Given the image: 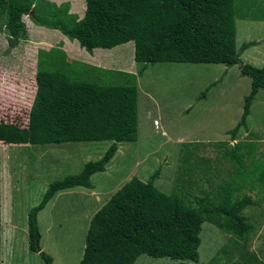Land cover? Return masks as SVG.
Returning <instances> with one entry per match:
<instances>
[{
  "label": "trees",
  "instance_id": "obj_1",
  "mask_svg": "<svg viewBox=\"0 0 264 264\" xmlns=\"http://www.w3.org/2000/svg\"><path fill=\"white\" fill-rule=\"evenodd\" d=\"M84 1V15L79 19L69 13L68 2L57 5L47 0H0L8 49H15L28 35L23 21L28 16L30 28L57 30L90 54L132 48L133 42V60L142 65L143 71L153 63L221 64L226 68L238 65L240 74L249 77L251 85L240 120L227 134L234 140L239 130L246 128L251 104L264 90V66L241 63L240 50L256 43L237 48L236 20L250 17L262 21V17L241 12L236 0H72L73 8L79 10ZM66 57L59 47L38 49L36 90L27 126L0 122V143L5 145L111 142L99 160L87 162L77 174L51 182L39 204L28 212L29 248L44 264H52L53 258L39 247L38 213L60 191L91 189V177L105 172L118 145L138 139L136 75L78 62H72L76 63L73 66ZM71 71H79L82 78L70 77ZM92 71L95 79L89 77ZM105 76L115 82L105 83L101 80ZM217 83L208 86L200 98ZM254 146L237 142L226 149L224 156L241 170L245 154L251 155ZM190 156L184 152L181 161L186 169H180L169 194L154 184L159 170L147 182L132 178L123 184L91 217L79 264H134L142 255L168 258L177 264L198 263L203 223L232 236L228 243L235 260L231 264H264L248 249V236L254 226L243 212L254 205V200L236 196L233 182H225L212 195L198 188L203 196L190 198L194 189L189 187L197 184L192 179L196 165ZM184 175L188 177L185 180ZM260 182L264 189V181Z\"/></svg>",
  "mask_w": 264,
  "mask_h": 264
},
{
  "label": "rangeland",
  "instance_id": "obj_2",
  "mask_svg": "<svg viewBox=\"0 0 264 264\" xmlns=\"http://www.w3.org/2000/svg\"><path fill=\"white\" fill-rule=\"evenodd\" d=\"M236 3L241 12L264 19V0H236ZM83 4L79 10L70 7L69 13L81 19L85 11ZM29 20L28 16L23 17L28 35L15 49L9 50L5 17H0V122L27 126L36 90L38 49L59 47L71 63L112 64L111 69L120 65L121 69L137 67L131 72L136 75L138 88L137 141L118 145L105 172L93 175L91 189L60 191L37 215L39 247L53 258L52 264H79L91 217L128 180L137 178L147 182L159 170L155 186L166 194L171 193L180 169H186L181 161L184 152L191 154L189 160L196 165L192 179L197 184L189 187L194 189L190 198L203 196L198 188L212 195L225 182H233L236 196L245 195L254 200V205L243 212L254 226L248 236V249L264 260V189L260 182L264 181V90L257 93L251 104L246 128H241L231 140L227 133L239 122L243 100L251 85L250 78L240 74L238 65L226 68L221 64L153 63L143 71L142 65L134 62L130 46L90 54L57 30L30 28ZM236 32L238 49L244 43H256L245 51L240 50L241 63L264 66V20L237 19ZM69 74L74 79L82 78L79 71ZM95 74L92 71L90 79H95ZM106 77L101 80L115 82ZM237 142L255 144L253 153L245 154L241 170L224 156L226 149ZM110 145L111 142L45 146L0 143V264H44L39 254L29 248L28 212L39 204L51 182L77 174L87 162L99 160ZM187 178L183 176L184 180ZM8 205L9 219L4 221ZM200 238L198 252L204 259L232 236L203 223ZM232 261V258L219 260L218 264ZM134 264L177 262L142 255ZM184 264L200 263L184 261Z\"/></svg>",
  "mask_w": 264,
  "mask_h": 264
},
{
  "label": "crops",
  "instance_id": "obj_3",
  "mask_svg": "<svg viewBox=\"0 0 264 264\" xmlns=\"http://www.w3.org/2000/svg\"><path fill=\"white\" fill-rule=\"evenodd\" d=\"M47 1H50V2H53L57 5H60L61 3L63 2H68L70 4V7L72 8L73 6V3H72V0H47ZM85 2V1H84ZM84 15V14H83ZM49 30V29H48ZM77 42V41H76ZM75 44L77 45L78 42ZM133 44V42H132ZM79 45V44H78ZM77 45V46H78ZM132 48H133V53H134V44L132 45ZM51 49V48H50ZM46 50V49H44ZM49 50V49H48ZM93 52V51H92ZM66 54V53H65ZM91 57V56H90ZM67 61V59H66ZM68 63H71L70 61H67ZM74 62H77V61H74ZM91 65V64H89ZM92 67L95 66L96 68H103V69H107V70H114V71H123V72H127V73H131L133 71V69H137L136 65H134L133 68H129V69H121V65L118 67V68H114V69H111L109 67L112 66V64H109L108 66L106 65H91ZM90 66V67H91ZM114 67V66H112ZM137 85V84H136ZM113 159V158H112ZM104 172H101V173H96V174H103ZM93 178V176L91 177V179ZM92 182V180H91ZM89 190V189H88ZM9 219V205H8V210L6 211V216L4 217V221H7ZM213 241L211 240V243ZM222 244V243H221ZM202 255H199V262L200 264H218V261H225V259H230L232 258V260L234 261L235 260V255L234 253L230 250V246H229V243H228V240L221 246V248L219 249L218 247H216V250L212 251V255L208 258H204L202 259L201 258ZM206 262V263H205Z\"/></svg>",
  "mask_w": 264,
  "mask_h": 264
},
{
  "label": "clouds",
  "instance_id": "obj_4",
  "mask_svg": "<svg viewBox=\"0 0 264 264\" xmlns=\"http://www.w3.org/2000/svg\"><path fill=\"white\" fill-rule=\"evenodd\" d=\"M133 55H134V53H133ZM50 201H51V200H50ZM50 201H49V202H50Z\"/></svg>",
  "mask_w": 264,
  "mask_h": 264
}]
</instances>
